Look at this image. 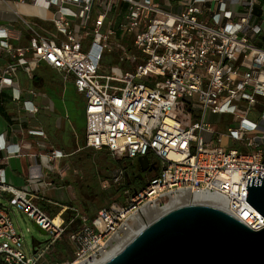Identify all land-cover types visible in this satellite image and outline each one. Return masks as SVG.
Listing matches in <instances>:
<instances>
[{
  "label": "built area",
  "instance_id": "1",
  "mask_svg": "<svg viewBox=\"0 0 264 264\" xmlns=\"http://www.w3.org/2000/svg\"><path fill=\"white\" fill-rule=\"evenodd\" d=\"M0 3L30 33L26 45H14L8 27L0 25V47L13 59L0 75V87L12 85L18 68L31 73L41 63L73 74L86 98V145L128 161L147 155L150 163L159 161L160 169L125 203L112 202L93 218L77 211L67 220L52 216L28 192L9 184L0 168V199L10 193V204L51 236L46 248L28 256L10 210L0 203V264H39L44 250L75 221L74 257L48 264L100 259L129 230L133 214L181 192L206 195L216 203L211 205L253 229L264 228V216L246 200L249 178L264 177V48L254 42L262 31L253 20L254 0ZM30 17L50 21L57 34L43 32ZM108 55L121 65L110 73L103 70ZM24 106L35 109L29 100ZM253 107H260V121L249 118ZM212 115L227 123L223 130L208 120ZM224 115L230 120L223 121ZM29 133L45 136L43 129ZM226 136L252 152L223 146ZM0 150L15 154L20 147L7 144L0 133ZM64 156L52 149L46 165L51 168V161ZM125 174L122 168L114 181L120 183Z\"/></svg>",
  "mask_w": 264,
  "mask_h": 264
},
{
  "label": "crops",
  "instance_id": "2",
  "mask_svg": "<svg viewBox=\"0 0 264 264\" xmlns=\"http://www.w3.org/2000/svg\"><path fill=\"white\" fill-rule=\"evenodd\" d=\"M24 9L31 12L30 8ZM36 20L38 21L34 25L43 32L50 36L57 34L50 21L39 18ZM253 20L262 26V31L254 37V42L264 48V0H254ZM0 25L8 27L12 44L26 45L29 42L28 28L13 13L6 11L2 3ZM12 61V57L0 47V75ZM11 77L12 85L0 87V133L4 135L7 144H17L20 152L11 154L7 150H0V168L4 169L9 184L28 192L39 206L46 203L51 208L59 207L58 214L69 220L79 209L73 202L61 198V194L66 197L65 188L73 186L77 180L73 181L67 175L68 165L72 164L79 169L85 167L87 172L92 164L91 158L102 151L86 145V98L77 90L73 74L46 63L34 67L31 73L20 67ZM17 93H20L19 99L15 98ZM27 100L33 102L34 111L25 108L24 102ZM225 116H222L223 121H227ZM30 129H43L45 136L30 134ZM224 138L230 139L226 136L222 141ZM237 145L241 149H248L239 143ZM52 149L62 150L65 156L51 161L50 168L46 165V155ZM103 150L108 152L107 149ZM108 154L110 155L109 152ZM74 172L81 174L77 170ZM10 198V193L5 192L1 199L9 201ZM46 211L50 213L49 210ZM65 211L67 216L64 215ZM81 213L90 217L85 208Z\"/></svg>",
  "mask_w": 264,
  "mask_h": 264
},
{
  "label": "water",
  "instance_id": "3",
  "mask_svg": "<svg viewBox=\"0 0 264 264\" xmlns=\"http://www.w3.org/2000/svg\"><path fill=\"white\" fill-rule=\"evenodd\" d=\"M138 161L142 171L150 168L147 155ZM247 189L246 200L264 216V177L252 175ZM32 243L33 252L42 244ZM100 264H264V228L211 204L187 203L153 219Z\"/></svg>",
  "mask_w": 264,
  "mask_h": 264
},
{
  "label": "rangeland",
  "instance_id": "4",
  "mask_svg": "<svg viewBox=\"0 0 264 264\" xmlns=\"http://www.w3.org/2000/svg\"><path fill=\"white\" fill-rule=\"evenodd\" d=\"M233 7L236 8V4H233ZM30 22L34 24V22L38 21L34 17L29 18ZM19 27H22L21 25H17ZM112 56V55H111ZM111 56H107L104 61L103 70L106 73L112 72V70L119 65L117 61L112 58ZM135 65L128 66L129 69H134ZM249 118L260 121V109L258 107H253L250 112H248ZM225 120H230L229 116H225ZM229 118V119H228ZM220 119V117H219ZM219 119L217 120L216 117L210 116L208 117V120L212 122V124L217 127L219 130H223L227 123H219ZM234 126L238 124V122L233 123ZM216 140V139H215ZM216 142L213 143L215 145ZM223 146L227 147H236L240 151L242 149L237 145V143L233 142L232 140L228 138H224V140L221 143ZM118 161L120 162V165L118 166ZM138 158L136 160H131V162L135 165L137 164ZM135 162V163H134ZM91 166L83 168H76L72 164L68 165V171L67 175L70 176V179L76 180V186L73 183V186L68 187L65 190L67 191L66 197L65 195L61 194V198L68 200L69 202H73L72 204L76 205L79 211H84V201L83 197L88 194L87 192V184L88 182L93 183V186L97 188L98 190L101 189V187L106 188L109 187L111 184V176H116V174L123 168L124 165H126V160L119 159L117 157H113L111 154L109 155L106 150H102L97 152L94 157L91 158ZM64 166H67V163H62ZM86 166V165H84ZM125 170V168H123ZM77 170L80 171L82 177L77 175L74 171ZM158 170H154L152 172H149L144 175L143 183H146L154 174L157 173ZM90 176V177H89ZM91 178V179H90ZM126 177L120 181V183H116L114 181L115 185H123L125 184ZM101 184V187H100ZM62 190V189H61ZM129 190V189H128ZM128 190L125 191V197L122 199H118L115 202L125 203L126 197L131 192V189L129 192ZM87 197V196H86ZM88 198V197H87ZM0 203H3L4 206H6L11 213L14 226L16 227L19 234L23 235V246L25 253L30 256L33 254V243L32 238L36 237L38 240L42 242L41 247L46 248L50 243V234L42 233L36 226L35 222L24 212L17 210L14 206L10 204L8 200L0 199ZM163 202L162 204H164ZM79 225L78 221L73 222L70 224L65 231V233L61 236V238L55 242L51 247H48L44 250L42 253V260H40L39 264H48V263H58L55 260L52 259L51 253H56L58 256H60V262L71 260L74 257L75 254V246L72 242V232L74 229ZM65 248V249H64ZM51 252V253H50Z\"/></svg>",
  "mask_w": 264,
  "mask_h": 264
},
{
  "label": "trees",
  "instance_id": "5",
  "mask_svg": "<svg viewBox=\"0 0 264 264\" xmlns=\"http://www.w3.org/2000/svg\"><path fill=\"white\" fill-rule=\"evenodd\" d=\"M243 150L244 149H242V151ZM244 152H252V149H246L244 150ZM124 160H126V165L123 166L126 172L125 184L120 185V186L115 185L114 176H111L112 179H111L110 186L103 188L101 187V184H100L101 189L98 190L97 188L93 186L92 180H91V183L88 182L87 184L88 194H86L88 198L86 196L83 197V201H84L83 206L85 208V211L90 215V218H93L94 213L98 211L100 208L104 206H108L109 204H111L112 202H115L118 199H121V198L123 199L125 197L124 194L126 190L131 189V192L134 193L135 191H139L143 189L148 184V181L146 183H143L144 175L149 172L154 171L155 169L150 168L142 172L139 162H137V164L134 165L131 161H128L127 159H124ZM119 165H120V162L118 161V166ZM156 170H158L157 173L154 174V176H152L151 178L157 176L160 173L159 168H157ZM74 185L76 186V183H74ZM41 207L46 210H49L53 216H56L60 211L59 207L57 209L51 208V206H49V204H46V203H42ZM64 215L67 216V211L64 212ZM51 256L53 260H55L56 262H60L59 260L61 258L56 253H51Z\"/></svg>",
  "mask_w": 264,
  "mask_h": 264
},
{
  "label": "bare ground",
  "instance_id": "6",
  "mask_svg": "<svg viewBox=\"0 0 264 264\" xmlns=\"http://www.w3.org/2000/svg\"><path fill=\"white\" fill-rule=\"evenodd\" d=\"M187 203H206L214 205L216 204L206 195H192L187 192H181L171 196L165 201L164 204L147 203L145 206L142 207L141 212L133 214V222L129 226V230L124 236H121L117 240V242L111 247V249L107 250L103 254L102 258L96 259L91 262L83 261L77 264H100L104 260L111 257L113 254H115L117 251H119L129 240H131L141 229H143L153 219L174 207ZM56 221H58V219H56Z\"/></svg>",
  "mask_w": 264,
  "mask_h": 264
},
{
  "label": "flooded vegetation",
  "instance_id": "7",
  "mask_svg": "<svg viewBox=\"0 0 264 264\" xmlns=\"http://www.w3.org/2000/svg\"><path fill=\"white\" fill-rule=\"evenodd\" d=\"M137 162H139V161H137ZM150 168H152V169H157V168H159V161L158 160H154V161H152L151 163H150ZM149 168V169H150ZM143 172V171H142Z\"/></svg>",
  "mask_w": 264,
  "mask_h": 264
}]
</instances>
